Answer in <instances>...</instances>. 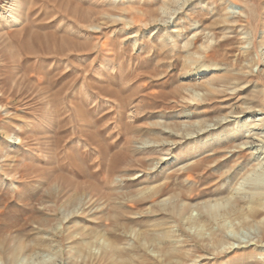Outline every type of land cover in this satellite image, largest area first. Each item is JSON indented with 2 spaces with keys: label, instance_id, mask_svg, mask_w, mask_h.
I'll list each match as a JSON object with an SVG mask.
<instances>
[{
  "label": "rangeland",
  "instance_id": "rangeland-1",
  "mask_svg": "<svg viewBox=\"0 0 264 264\" xmlns=\"http://www.w3.org/2000/svg\"><path fill=\"white\" fill-rule=\"evenodd\" d=\"M253 197L264 0H0V264H264Z\"/></svg>",
  "mask_w": 264,
  "mask_h": 264
},
{
  "label": "bare ground",
  "instance_id": "bare-ground-1",
  "mask_svg": "<svg viewBox=\"0 0 264 264\" xmlns=\"http://www.w3.org/2000/svg\"><path fill=\"white\" fill-rule=\"evenodd\" d=\"M13 1V0H12ZM16 2V1H15ZM22 2V1H21ZM14 4V3H13ZM19 4H20V2H19ZM22 4V3H21ZM20 7L19 6H17V8H16V6L12 9L11 8V14H16L17 12H19L20 11V9H19ZM18 16H19V14H17ZM12 16V15H11ZM16 20H15V22L18 24L19 22H20V18L19 17H17V18H15ZM14 22V21H13ZM223 54L222 55H220V58H223ZM224 79V82H226V81H229L230 79H229V77H224L223 78ZM216 84V83H215ZM207 92H208V94L210 95V96H215V95H220L221 94V92L219 91V90H216V89H211V88H209V89H207ZM207 128V127H206ZM206 128L204 127V128H202L201 130V132H211V131H205L206 130ZM199 133V132H198ZM253 137L252 138H254V139H256V137H254V135H252ZM251 137V136H250ZM262 140V139H261ZM259 141V140H258ZM260 143H261V141H259ZM263 142V141H262ZM227 143H229V142H227ZM241 149H243V148H241ZM256 155V154H255ZM255 155H254V153H247V152H245V151H242V152H240V154H239V159L240 160H247V159H253V158H255ZM216 156V155H215ZM207 157V156H206ZM256 159V158H255ZM261 160V159H260ZM260 165V164H259ZM261 167V166H260ZM254 171V170H253ZM253 173V172H252ZM159 190H160V187H159V189H158V192H159ZM156 194H158V193H156ZM254 195V194H253ZM156 195H154V196H152L153 198L155 197ZM263 198V197H262ZM261 197H253V198H251V200L250 201H248V202H245V203H243L241 200H239L238 201V199H237V201H238V203L241 205L242 203L244 204V205H249V208L248 209H245V210H241V211H239L238 213H237V215L240 217V218H242V217H244V216H248V217H251V218H254V219H257V218H260L261 216H263L264 215V199H262ZM241 199V198H240ZM234 201V200H233ZM235 205V204H234ZM228 214V213H227ZM246 223V222H245ZM247 223H249V222H247ZM264 224V223H263ZM220 241V240H219ZM169 259H171V258H169Z\"/></svg>",
  "mask_w": 264,
  "mask_h": 264
}]
</instances>
